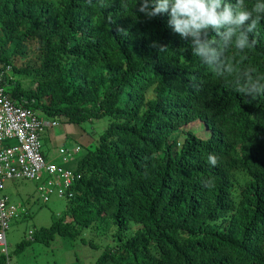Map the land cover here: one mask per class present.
<instances>
[{"label":"trees","instance_id":"16d2710c","mask_svg":"<svg viewBox=\"0 0 264 264\" xmlns=\"http://www.w3.org/2000/svg\"><path fill=\"white\" fill-rule=\"evenodd\" d=\"M138 4L0 0L1 44L27 37L37 52L13 67L10 94L32 97L34 109L58 122L106 117L97 134L81 126L89 124L90 139L65 163L80 177L63 211L14 250L89 228L102 244L90 264H264V96L234 92L167 14L148 20ZM255 38L244 54L228 55L237 63L243 55L264 75V20ZM153 42L168 48L158 52ZM4 179L0 195L17 204L2 191ZM208 179L214 187L203 186ZM28 215L18 211L7 228Z\"/></svg>","mask_w":264,"mask_h":264},{"label":"clouds","instance_id":"9594fccd","mask_svg":"<svg viewBox=\"0 0 264 264\" xmlns=\"http://www.w3.org/2000/svg\"><path fill=\"white\" fill-rule=\"evenodd\" d=\"M87 3L91 4L92 0H87ZM101 6L103 5L101 4ZM136 11L143 14L148 20L167 14L169 17L168 26L182 39L188 41L192 54L213 74L224 79L234 92L241 97L264 96V75L258 74L252 65H245L243 55H241L239 63L228 55L229 50L234 49L237 54H244L246 50L256 46L258 42L255 38L257 26L264 20V0H256L251 6L246 4L245 0H139ZM117 31L127 34L123 29ZM30 40L27 37L15 36L12 41H7L4 45L0 42V96L9 99L16 105L31 108L38 118L48 122L43 126L42 130H44L48 125H56L57 121L37 114L35 112L37 109L31 105L34 102L32 97L11 95L6 88L9 81L13 79V67L18 68L34 59L37 52L35 53L34 42ZM16 46H20V50H12ZM152 47L156 48L158 52L168 48L158 42H153ZM75 146L76 149L68 154L67 160L56 163L69 169L72 174L67 190L70 194L57 195L65 200L73 195L74 187L80 177V172L75 168L65 167V163L74 158L82 148L78 143ZM80 154L79 151L77 155ZM41 155L43 156L42 153ZM207 162L215 167L218 164V157L214 153H210ZM35 181L38 185L39 181ZM203 186L214 187V181L205 180ZM51 194L56 195V192L49 193L44 199L38 191L37 197L41 201H46ZM21 205L24 207L22 203ZM24 210L26 211L25 207Z\"/></svg>","mask_w":264,"mask_h":264},{"label":"rangeland","instance_id":"374dc122","mask_svg":"<svg viewBox=\"0 0 264 264\" xmlns=\"http://www.w3.org/2000/svg\"><path fill=\"white\" fill-rule=\"evenodd\" d=\"M35 112L41 115L37 110ZM88 122L77 124L80 127L71 123L68 129H65L66 126L64 127L63 124L46 126L40 132V151L44 158L55 163L67 160L68 155L59 151V148L65 147L69 149V154H71L76 143L68 137L57 141L54 135L63 128L64 134L66 132L76 137L75 130L80 136L76 138L79 140L83 138V143H85L90 139L84 133L89 124L86 128L81 126ZM89 123L97 134L105 126L106 117L93 118ZM203 130L204 126L198 124L196 132L201 134ZM90 141L94 143L95 137H92ZM80 145L82 146V144ZM2 191L8 194L9 201L21 202L30 213L26 218L9 222L8 228L4 229L3 246L0 245V250L5 249V264H90L102 248V244L97 242L96 236L92 235L89 228H81L74 236L55 233L47 242L28 240L22 247H19L21 249L14 250L16 243L22 237H29L31 229L39 225H47L53 218H56L64 209L65 199L51 194L46 201H41L37 197V182L26 177L5 178ZM131 224L134 226L133 222ZM89 240L94 241L95 244H90Z\"/></svg>","mask_w":264,"mask_h":264},{"label":"built area","instance_id":"2783aa9c","mask_svg":"<svg viewBox=\"0 0 264 264\" xmlns=\"http://www.w3.org/2000/svg\"><path fill=\"white\" fill-rule=\"evenodd\" d=\"M47 123L38 118L31 108L16 105L0 96V178L37 180V189L44 199L53 191L58 196L69 195L67 190L72 175L69 169L46 161L41 155L39 137ZM59 151L69 154L65 147L59 148ZM20 210H24L21 203L7 205L0 195V244L3 243V232L9 218Z\"/></svg>","mask_w":264,"mask_h":264},{"label":"crops","instance_id":"0c3cea01","mask_svg":"<svg viewBox=\"0 0 264 264\" xmlns=\"http://www.w3.org/2000/svg\"><path fill=\"white\" fill-rule=\"evenodd\" d=\"M60 124H63L64 125V127H65V129H68L69 128V126L71 125V123H65V122H58L57 121V124H56V126L57 125H60ZM57 128V127H56ZM64 130H63V128H62V130H60L57 134H55L54 136H55V139L57 140V141H60V140H64V139H66V137H68V138H72L73 140H74V142L75 143H78V144H84L83 143V138H81V140H79L78 138H76V137H80L77 133H76V131L74 130V133H75V136L76 137H74L73 135H71V134H68V133H66L65 132V134H64V132H63ZM85 134H87L86 132H84ZM88 135V134H87ZM88 141V140H87ZM86 141V142H87ZM85 142V143H86ZM80 151V150H79ZM79 151L77 152V154L79 153ZM77 154H76V156H77ZM63 161V160H62ZM62 161H59V162H62ZM28 212V211H27Z\"/></svg>","mask_w":264,"mask_h":264}]
</instances>
